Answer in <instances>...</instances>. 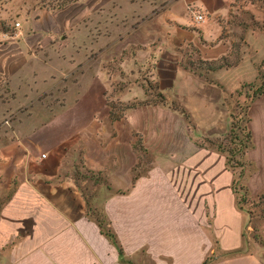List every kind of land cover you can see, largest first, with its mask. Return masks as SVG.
Returning a JSON list of instances; mask_svg holds the SVG:
<instances>
[{"label":"crops","instance_id":"1","mask_svg":"<svg viewBox=\"0 0 264 264\" xmlns=\"http://www.w3.org/2000/svg\"><path fill=\"white\" fill-rule=\"evenodd\" d=\"M8 4L0 264H264L235 175L210 142L264 63V0ZM221 59L235 64L192 67ZM117 83L126 127L101 126ZM247 120L240 184L254 198L264 191V93Z\"/></svg>","mask_w":264,"mask_h":264},{"label":"rangeland","instance_id":"2","mask_svg":"<svg viewBox=\"0 0 264 264\" xmlns=\"http://www.w3.org/2000/svg\"><path fill=\"white\" fill-rule=\"evenodd\" d=\"M10 1L17 2L18 0H0V12L9 9L8 3ZM31 1L32 0H23V2L26 3H30ZM68 1L72 0H33V2L36 4L44 6L50 5L54 7L64 4ZM8 14H10V12H8ZM11 16L14 17V14H10V17ZM93 55L94 54L92 53L90 57ZM192 67L196 69L204 68L202 65L195 62L193 63ZM113 83L115 84L116 82ZM262 88H264V63H262L258 68L256 80L254 82L244 84L239 91L240 98L237 99V102L233 104L232 108V122L230 129L225 134L210 140V142L217 147V151L225 156L226 162L227 160L230 161L236 180L238 179V174L241 170H243V175H245L247 163L246 154L249 143L247 137V111L253 98L256 97L257 92H259ZM118 89L120 90L121 87H119L117 83L113 90V92H116V95L113 93L110 94L109 90L105 92V99L103 101L104 107L101 114L105 115L106 119H101L99 121L101 126L126 127V114L129 104L117 100L122 98L121 94L118 92ZM99 187L111 190V183L107 181V179L102 175H100V173ZM236 187H238V185H236ZM243 189L244 186H242V190ZM242 194L243 193L238 192V198L239 200L243 198V202L240 204L249 212L253 239L256 244L261 245L264 248V191L254 198L246 196L244 197ZM92 217L97 220L100 227H105L106 220L103 214L99 212V216L95 215Z\"/></svg>","mask_w":264,"mask_h":264},{"label":"trees","instance_id":"3","mask_svg":"<svg viewBox=\"0 0 264 264\" xmlns=\"http://www.w3.org/2000/svg\"><path fill=\"white\" fill-rule=\"evenodd\" d=\"M68 2H70V1H68ZM66 3L60 4V6L59 5L58 6L61 7V6L65 5ZM199 64L202 65L204 67L203 69H205L206 71H215V70H219L222 68L232 67L235 63L231 62L229 60L221 59V60L216 61V62H201ZM262 93H264V88H262L259 92H257L256 96H258ZM247 137H248V142H249L248 147H247V149H248L249 145H250V140H251V134H250L249 130L247 132ZM226 164L228 167L231 168L233 174L235 175L229 160H227ZM243 176H244L243 170H241L240 173L238 174V179L237 180L235 179V181L233 182V189L236 193H238V192L243 193L242 195L245 197V191H244V189L242 190V185L240 184V180L242 179ZM236 185H238V187H236ZM239 202L240 203L243 202V198H241V200H239ZM107 236H109L111 238L110 234H107Z\"/></svg>","mask_w":264,"mask_h":264},{"label":"built area","instance_id":"4","mask_svg":"<svg viewBox=\"0 0 264 264\" xmlns=\"http://www.w3.org/2000/svg\"><path fill=\"white\" fill-rule=\"evenodd\" d=\"M196 20L197 21H202V16H196ZM19 26V23H15V27H18ZM42 158H45V155H42Z\"/></svg>","mask_w":264,"mask_h":264}]
</instances>
